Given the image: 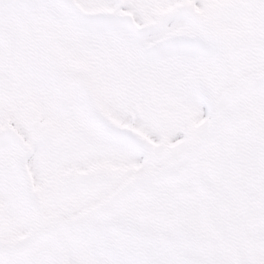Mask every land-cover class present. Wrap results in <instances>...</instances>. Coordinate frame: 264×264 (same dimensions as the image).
I'll use <instances>...</instances> for the list:
<instances>
[{"label": "snow or ice", "instance_id": "1", "mask_svg": "<svg viewBox=\"0 0 264 264\" xmlns=\"http://www.w3.org/2000/svg\"><path fill=\"white\" fill-rule=\"evenodd\" d=\"M0 264H264V0H0Z\"/></svg>", "mask_w": 264, "mask_h": 264}]
</instances>
